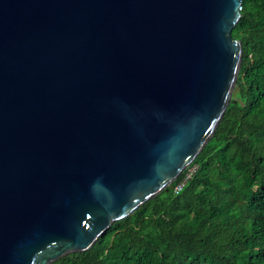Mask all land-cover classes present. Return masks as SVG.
<instances>
[{"label": "water", "instance_id": "obj_1", "mask_svg": "<svg viewBox=\"0 0 264 264\" xmlns=\"http://www.w3.org/2000/svg\"><path fill=\"white\" fill-rule=\"evenodd\" d=\"M242 0H0V264L95 245L192 164L231 100Z\"/></svg>", "mask_w": 264, "mask_h": 264}, {"label": "trees", "instance_id": "obj_2", "mask_svg": "<svg viewBox=\"0 0 264 264\" xmlns=\"http://www.w3.org/2000/svg\"><path fill=\"white\" fill-rule=\"evenodd\" d=\"M235 97L213 136L154 198L111 225L88 251L52 264H264V0H242Z\"/></svg>", "mask_w": 264, "mask_h": 264}, {"label": "built area", "instance_id": "obj_3", "mask_svg": "<svg viewBox=\"0 0 264 264\" xmlns=\"http://www.w3.org/2000/svg\"><path fill=\"white\" fill-rule=\"evenodd\" d=\"M197 171V165H189L183 172V176L180 180V182L173 188L174 195H178L182 192V190L185 188L187 183L192 179L194 174Z\"/></svg>", "mask_w": 264, "mask_h": 264}, {"label": "rangeland", "instance_id": "obj_4", "mask_svg": "<svg viewBox=\"0 0 264 264\" xmlns=\"http://www.w3.org/2000/svg\"><path fill=\"white\" fill-rule=\"evenodd\" d=\"M236 96V92L234 91V89H233V91H232V93H231V97H235Z\"/></svg>", "mask_w": 264, "mask_h": 264}]
</instances>
